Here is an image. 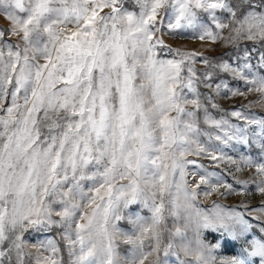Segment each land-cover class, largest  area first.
I'll list each match as a JSON object with an SVG mask.
<instances>
[{
  "label": "snow or ice",
  "instance_id": "snow-or-ice-1",
  "mask_svg": "<svg viewBox=\"0 0 264 264\" xmlns=\"http://www.w3.org/2000/svg\"><path fill=\"white\" fill-rule=\"evenodd\" d=\"M161 11L168 35L190 30L213 43H264V0H132V10L124 0H0V15L9 22L0 30V110L6 113L0 117V258L8 264L13 255L15 264H24L33 255L31 249H36V264H62L55 240L29 245L24 239L30 228L52 225L64 229L69 264H145L149 257H154L151 264H163L159 253L165 194L167 211L183 220V227L169 230L164 256L178 247L191 258L180 264H256L257 259L264 264V235L246 239L239 255L218 261L216 251L229 239L247 238L253 225L243 213L195 208L199 193L185 179L186 166L196 163L188 156L224 158L214 154V149L222 153L218 145L201 142V134L224 145L256 143L264 154V119L233 111L232 116L259 129L249 133L247 127L211 116L197 84L212 88L213 72L199 77L197 57L209 69L246 79L252 85L248 91L262 99L264 76L251 72L248 49L242 50L237 60L243 62L235 67L179 49L174 50L179 59L157 58V47H167ZM8 37L17 42L9 43ZM258 59L264 67V52ZM222 87L233 96L244 95L223 82L215 85L216 94ZM21 92L23 104L18 103ZM9 95L11 105L5 108ZM206 99L218 107L211 96ZM201 110L203 123L217 130L215 134L201 132ZM241 161L256 169L261 178L257 189L264 194V163L251 157ZM177 175L179 181L173 179ZM199 180L210 189L205 196L221 186L227 194L235 192L218 173L205 171ZM137 203L152 213L150 223L131 210ZM121 219L131 224V233L116 226ZM205 229L221 239L206 242ZM176 237L179 245L173 243ZM145 240L153 242L147 251ZM121 242L130 246L126 255L119 251ZM41 248L50 255L42 256Z\"/></svg>",
  "mask_w": 264,
  "mask_h": 264
},
{
  "label": "rangeland",
  "instance_id": "rangeland-1",
  "mask_svg": "<svg viewBox=\"0 0 264 264\" xmlns=\"http://www.w3.org/2000/svg\"><path fill=\"white\" fill-rule=\"evenodd\" d=\"M124 5L126 8L132 10V0H124ZM104 11L107 12L108 10L105 9ZM217 14L223 19H227V14L220 12ZM160 18L164 20L165 27L163 29L164 34L162 35V39L164 40V44L167 45V47H164L163 49L159 46L157 47V58L165 60L179 59L174 51L175 49H179L181 51L199 52L202 54V57L209 59L213 64L226 61L235 67L238 63L243 62L237 60V57L242 54V50L248 49L252 53L251 63L253 68L251 69V72L257 76H264V67L259 66L258 59L259 53L264 52V43L258 41H240L238 47L232 44L226 45L222 40H217L215 43H213L210 40L206 39L202 41L192 36L190 30L185 31L183 35H168L167 17H165L163 11L160 13ZM8 27L9 22L3 15H0V30H6ZM213 30L219 31L216 30L214 26ZM222 35L227 36L228 29H224ZM7 40L9 43L17 42L15 37H8ZM169 49H172L173 51H169ZM41 63H43L42 60ZM194 67L196 69L197 75L201 78L206 71L213 72V78L210 81L213 85L212 88L204 87L203 83L197 84V89L200 93V99L208 108L212 117L215 119L225 118L229 120L231 124L238 125L240 127H247L249 133L252 131H259L256 125H248L246 120L231 115L233 111H239L241 116L244 117L255 118L257 120L264 119V99L261 98L260 93L248 91L252 85L249 84L246 79L234 76L232 73L223 72L219 69H209V67L202 62L201 57H197V62L194 64ZM245 71L247 72L248 70ZM182 75H187L186 71L183 72ZM248 79H251V75L248 76ZM221 82L227 84L228 88L233 90L238 89L240 92L244 93V95L233 96L231 93H227V90L223 87L220 90V94H216L215 85ZM8 90L11 92L13 89L11 86H9ZM184 92L189 98H192V94L189 93L187 89H184ZM209 96L213 98V102L218 107L213 108L211 106V103L206 99V97ZM22 97L23 92H21L18 96V103L20 104H23ZM10 105L11 96L9 95L4 101V107L6 108ZM5 115V111L0 110V117ZM198 115L201 118V132L203 133L207 131L215 134L217 130L203 123V110H201ZM0 130H2V126H0ZM199 139L206 146L209 143L212 145H218L219 149H222V153L220 150L214 149V154L217 155V157L223 154L224 158L214 161L204 154L199 156L190 155L187 157L189 160L196 161L195 164H188L186 166L187 175L185 177L187 183L192 188H195L199 193L193 201L195 208L201 210L204 213H213L215 211H221L224 213H243L245 219L249 220V222L253 225V228L251 229L247 238L241 237L234 241L229 239L216 251L215 255L219 261L221 258H229L239 255L242 249L246 246V239H251L253 236L260 237L261 235H264L260 233V227L264 226V212L260 211L261 209H264V194L260 193L257 189V184L260 182L261 178L255 174L256 169L254 167L248 168L241 161V157H251L255 163H264V154H262L261 149L256 143H251L249 146L236 141H230L227 145H224L219 141H215L214 139L209 142L208 138L203 134L200 135ZM229 157L236 163L229 162ZM237 168L240 170L237 171ZM205 171L218 173L219 176L223 178L224 182L231 185L232 188L235 189V192L232 194H227L228 190L221 186L218 192H213L211 195L205 196L203 194L204 191H210V189L207 185L200 184L199 180V174ZM173 179L179 181V176L177 175L173 177ZM213 180H215V178H213ZM244 181L248 182L246 186L243 183ZM84 183L88 184L89 182L86 181ZM196 185H200L199 188H196ZM220 193L225 194L221 195ZM168 200L169 197L167 194H165V220L160 226L162 229V242L159 257L163 264H180L181 260L191 258L185 257L182 252H179L178 247H174L173 249L169 250L168 256H164L163 254V248L169 241V230L174 231V228L177 225L183 227V220H176L167 211L169 208ZM217 205H219V208L216 207ZM53 207L58 210L59 205H53ZM130 207L132 211H138L148 223L151 222L152 213L148 208L139 203L131 205ZM53 219L58 220L59 217H56L55 213H53ZM115 224L123 232L131 233L133 231L132 226L127 219L117 220L115 221ZM63 231V228L55 225L46 228L42 227L39 230L36 228H30L24 233V239L29 243V245L37 244L39 242H44L46 244L49 239L55 240L58 247L61 249L59 253V259L62 261V264H69L68 249L66 247V242L62 239ZM202 231L203 238L206 242L216 243L217 240L221 239L220 234L212 231L211 229H205ZM187 235L189 239L192 238L193 233L190 229L188 230ZM179 242L180 241L178 237L173 239L174 245H179ZM151 243L153 242L145 240L146 251L148 250ZM129 247V245L123 244L121 242L119 251L121 254L126 255ZM31 251L33 255L25 257L24 264H36V249H31ZM40 254H42V256L50 255V253L45 251L43 248L40 249ZM153 259L154 257H149L145 264H151ZM0 264H8V261L6 259L0 258ZM12 264H15L14 255ZM256 264H259L258 259L256 260Z\"/></svg>",
  "mask_w": 264,
  "mask_h": 264
}]
</instances>
